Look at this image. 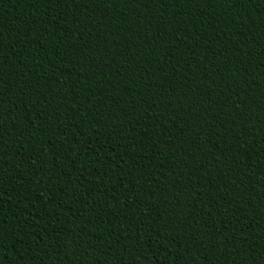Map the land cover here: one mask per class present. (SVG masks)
Returning a JSON list of instances; mask_svg holds the SVG:
<instances>
[{"label":"trees","instance_id":"obj_1","mask_svg":"<svg viewBox=\"0 0 264 264\" xmlns=\"http://www.w3.org/2000/svg\"><path fill=\"white\" fill-rule=\"evenodd\" d=\"M0 264H264V0H0Z\"/></svg>","mask_w":264,"mask_h":264}]
</instances>
